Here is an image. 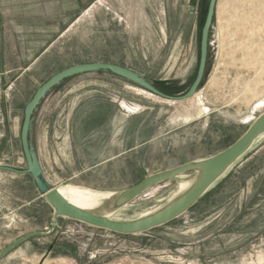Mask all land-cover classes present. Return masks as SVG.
<instances>
[{
	"label": "rangeland",
	"instance_id": "374dc122",
	"mask_svg": "<svg viewBox=\"0 0 264 264\" xmlns=\"http://www.w3.org/2000/svg\"><path fill=\"white\" fill-rule=\"evenodd\" d=\"M208 4L203 0L200 14L197 7L193 13L205 18ZM155 7L147 12L139 0H0V165L27 168L22 126L12 139L11 119L18 116L22 125L37 89L75 64L114 63L166 94L187 92L199 66L201 31L180 35L173 20L178 14L163 13L162 3ZM61 100L80 101L76 110L99 109L115 122L116 151L123 155L93 181L97 187L123 190L147 175L213 156L264 112V0L217 1L205 74L189 99L163 98L111 71L82 72L42 99L34 113L39 108L43 126ZM82 117L73 127L78 135L89 128ZM47 167L58 187L75 184L63 183L66 175L48 159ZM195 174L182 176L188 184L151 187L112 217L160 208ZM99 211L108 212L105 206ZM53 214L31 174L0 170V251L28 233L48 231ZM64 221L63 229L21 243L0 264H264V135L193 208L166 225L125 235Z\"/></svg>",
	"mask_w": 264,
	"mask_h": 264
},
{
	"label": "water",
	"instance_id": "95a60500",
	"mask_svg": "<svg viewBox=\"0 0 264 264\" xmlns=\"http://www.w3.org/2000/svg\"><path fill=\"white\" fill-rule=\"evenodd\" d=\"M217 1L218 0H209L201 33L200 60L197 74L190 88L182 95L166 94L159 90L152 81L146 79L138 72L121 65L104 62L80 63L65 68L54 74L37 89L32 100L25 108V115L21 129V142L27 168L17 169L12 166L0 165V170L14 172L16 174H31L38 189L44 195L47 203L52 207L54 214L51 227L48 231H34L18 238L0 251V259L27 240L53 234L56 228L60 227V218L79 221L92 227L102 228L125 235L143 233L166 225L180 217L196 203H198V201L206 196L207 193L231 170L233 166H235L249 153L254 144L264 135V112L254 120L241 137L219 153L204 159L193 160L147 175L139 183L129 188L110 192L111 196L103 198L102 203L96 208L87 209L70 201L67 196L59 190V187H54L50 184L43 172L36 152L30 141L31 123L33 114L38 105L54 86L59 84L66 77L74 74L100 70L111 71L163 98L171 100H185L194 96L197 93L206 70L209 35L215 15ZM188 172L196 173L194 181L181 194L160 208L131 219H118L112 217L111 214L113 212L125 207L142 193L157 184L166 181H179L180 183L187 182L183 179L181 180V178ZM102 206L107 207L108 212L99 211ZM53 247L54 245L51 244L47 253H50Z\"/></svg>",
	"mask_w": 264,
	"mask_h": 264
},
{
	"label": "crops",
	"instance_id": "0c3cea01",
	"mask_svg": "<svg viewBox=\"0 0 264 264\" xmlns=\"http://www.w3.org/2000/svg\"><path fill=\"white\" fill-rule=\"evenodd\" d=\"M161 3L163 5V13L178 14L173 20L178 28H180V35L187 33L191 29L196 30L197 28L200 29L202 33L205 18H199V15L197 16L193 13V9L197 7L200 14L203 8V0H139V6L145 7L147 12L148 7L156 8L155 6H159ZM79 104L80 101H71V104L62 103V100L59 101L56 107L55 105L52 107L55 112H57L56 116L49 117L44 126L41 124V120L38 117L39 108L37 112L33 114L30 141L43 172L52 186L58 187V185H60L53 183L47 176L48 159L54 166L61 167V171L58 173L66 175L65 178L60 179L63 183L72 181L77 184V186L82 185L81 187L89 188L94 191L97 190L96 192L118 191L117 189H103L93 184V181L97 180V177L108 174L109 170L107 168L109 165L115 162L119 156L123 155V152L117 153L116 151L117 134L115 122L113 119L110 120L109 117L104 118L100 116L98 113L99 109L76 110ZM77 116H84V118L82 117L81 119L86 121L85 125L89 126L88 129H85L79 135L76 129L73 128L77 126L75 124H78V122H76ZM11 122V134H13V139L22 125L20 124L18 116L13 117ZM100 125L102 126L100 127ZM39 131L40 135H38ZM2 134L4 136V129ZM3 136L2 138H4ZM36 136L39 138V146L36 141ZM41 159L46 160V163H44L46 166L43 165ZM64 161H66V163ZM99 193L107 196L110 195L108 193ZM63 220L65 219L63 218ZM66 221L70 220L62 222L63 226ZM75 222L82 224V222L79 221ZM60 228L63 229L62 227Z\"/></svg>",
	"mask_w": 264,
	"mask_h": 264
},
{
	"label": "bare ground",
	"instance_id": "6f19581e",
	"mask_svg": "<svg viewBox=\"0 0 264 264\" xmlns=\"http://www.w3.org/2000/svg\"><path fill=\"white\" fill-rule=\"evenodd\" d=\"M182 183L184 184L186 182H182ZM186 184H188V183H186ZM187 186L188 185H186V187ZM59 190L65 196H67V198L70 201H72L73 203H75V204H77V205H79L81 207L87 208V209L96 208L95 205L96 204L98 205L100 203V200H101V203H102V199L103 198H107V197L111 196L110 192L99 191V192H102V193L110 194L109 196H107V195L101 194L99 192H96L97 190L94 191V190H91L89 188L73 185V184H70V183L64 185L61 188L59 187Z\"/></svg>",
	"mask_w": 264,
	"mask_h": 264
},
{
	"label": "trees",
	"instance_id": "16d2710c",
	"mask_svg": "<svg viewBox=\"0 0 264 264\" xmlns=\"http://www.w3.org/2000/svg\"><path fill=\"white\" fill-rule=\"evenodd\" d=\"M213 19H214V18H213ZM198 202H199V201H198ZM196 204H197V203H196ZM196 204H195V205H196ZM195 205H194V206H195ZM194 206H193V207H194ZM193 207H192V208H193ZM190 209H191V208H190Z\"/></svg>",
	"mask_w": 264,
	"mask_h": 264
}]
</instances>
